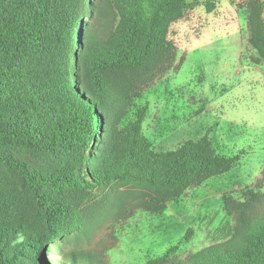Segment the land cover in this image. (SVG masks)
<instances>
[{
  "label": "trees",
  "instance_id": "obj_1",
  "mask_svg": "<svg viewBox=\"0 0 264 264\" xmlns=\"http://www.w3.org/2000/svg\"><path fill=\"white\" fill-rule=\"evenodd\" d=\"M111 1L118 22L98 39L81 27L92 0H0V264H80L76 253L70 261L47 255L86 226L94 190L123 189L121 210L160 214L239 162L208 135L155 152L143 134L147 107L122 126L142 88L176 64L171 27L201 0ZM248 9L260 65L264 0H249ZM224 204L234 219L230 239L184 260L172 248L145 264H264V195L248 190ZM18 233L24 242L12 247Z\"/></svg>",
  "mask_w": 264,
  "mask_h": 264
},
{
  "label": "rangeland",
  "instance_id": "obj_2",
  "mask_svg": "<svg viewBox=\"0 0 264 264\" xmlns=\"http://www.w3.org/2000/svg\"><path fill=\"white\" fill-rule=\"evenodd\" d=\"M248 2L201 0L175 22L169 38L177 47L176 64L142 88L122 124L147 107L143 134L155 152L174 151L208 135L219 154L239 162L229 173L189 189L160 214L134 205L121 210L117 199L123 189L94 190L99 199L84 215L86 226L50 245L48 260L70 261L76 253L80 264L86 258L145 264L172 248L184 260L232 237L234 219L225 198L243 200L248 190L264 195V62L256 64L258 54L249 42ZM92 3L81 27L87 23L96 38H106L118 22L117 12L111 0ZM208 3L216 5L211 13Z\"/></svg>",
  "mask_w": 264,
  "mask_h": 264
},
{
  "label": "clouds",
  "instance_id": "obj_3",
  "mask_svg": "<svg viewBox=\"0 0 264 264\" xmlns=\"http://www.w3.org/2000/svg\"><path fill=\"white\" fill-rule=\"evenodd\" d=\"M25 237L22 234H17L16 237L11 241L12 247H16L17 245H21L24 242Z\"/></svg>",
  "mask_w": 264,
  "mask_h": 264
}]
</instances>
